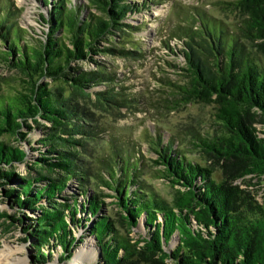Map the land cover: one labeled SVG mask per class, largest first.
Returning a JSON list of instances; mask_svg holds the SVG:
<instances>
[{
  "label": "trees",
  "instance_id": "trees-1",
  "mask_svg": "<svg viewBox=\"0 0 264 264\" xmlns=\"http://www.w3.org/2000/svg\"><path fill=\"white\" fill-rule=\"evenodd\" d=\"M39 1L47 10L39 14L41 35L19 24L12 0H0V69L8 72L0 73V203L12 211L0 209V232L19 228L35 264H48L58 247L59 262H68L83 241L74 233L80 228L94 240L97 264H264V206L246 179L264 177V0L233 2L240 13L234 29L200 16L179 26L182 47L170 51L185 66L168 108L214 104L222 134L190 133L196 161L185 142L176 147L175 136L150 140V178L174 189L170 201L142 175L136 143L110 132L74 97L93 93L111 109L138 110L140 100L98 57L143 56L137 43L126 49L101 42L137 29L125 19L147 3ZM77 62L97 66L82 71ZM33 128L40 136L29 155L19 143L31 145ZM105 198L114 216L104 211Z\"/></svg>",
  "mask_w": 264,
  "mask_h": 264
},
{
  "label": "rangeland",
  "instance_id": "rangeland-1",
  "mask_svg": "<svg viewBox=\"0 0 264 264\" xmlns=\"http://www.w3.org/2000/svg\"><path fill=\"white\" fill-rule=\"evenodd\" d=\"M14 6L19 9V24L27 30L35 31L41 35V23L39 14H47V10L42 7L39 0H12ZM73 3H81L87 5V0H71ZM142 4L147 3L143 11H138L128 15L125 23L130 24L137 29L123 34L116 33V38L111 42H101L105 46H124L131 49L134 43L139 45L142 57L124 58L120 56L112 57L110 55H102L98 57V61L107 66L110 72L116 73L119 80L118 84L125 87L127 95H134L140 100L137 109L121 108L111 109L95 101L93 93L86 98L74 96L81 105L88 106L94 116L102 125L108 126L110 132H115L122 137H130L136 143L145 162L142 175H147L151 188L161 195L164 199L170 201L173 196V188L163 179L150 178L152 175V166L150 159L155 158V154L151 149L150 140L161 134L166 142L175 136V144L185 142L186 151L192 154L190 156L193 161L199 159L200 155L191 147L189 140L193 137L190 133L198 132L200 135L222 134L221 121L215 116L216 106L197 102H189L177 109L168 108L171 106L170 100L177 97L174 84L181 83V72L179 67L185 66V61L181 56L174 55L170 50H178L182 47L181 41L176 33L179 26H185L190 20L199 21L202 17L220 20L225 23L226 28L234 29L240 21V13L233 4L236 0H133ZM91 9L90 11H94ZM125 29V28H124ZM126 31L127 28L125 29ZM249 42V41H247ZM249 44V43H248ZM76 65L82 71L94 70L96 63L77 62ZM177 65L178 67H174ZM0 73L8 74L5 69H0ZM50 82V80H48ZM53 86H60L62 83L50 82ZM66 87L67 94L69 90ZM103 86L94 87L91 91L99 90ZM29 123H31L29 121ZM261 128V125H257ZM31 140V145L27 143H19L29 155L32 153L30 147L36 146L35 139L40 136L36 128L27 135ZM1 139L15 145L14 139L9 135H3ZM17 172L26 175L27 171L24 165L15 166ZM214 177H219L216 170ZM247 181L251 185L248 190L255 196V200L264 206V177H249ZM243 187L245 185H242ZM75 185L70 183L69 193L75 192ZM100 190L106 192L107 189L100 187ZM112 199L105 198L106 206L104 211L114 216L116 209L111 205ZM0 209L8 210L5 203H0ZM138 231L141 229L137 228ZM142 231V230H141ZM76 237L84 236L82 243L73 250L71 259L64 264H97L98 249L94 244L91 235L84 234V230L80 228L74 231ZM134 237L137 232H131ZM23 234L19 228H11L9 232H0V250L8 248L13 252L14 259L24 260V264H35L32 262L31 255L33 251L29 247V241L23 242L21 239ZM82 249V250H81ZM60 247L52 253L51 261L48 264H62L58 260ZM82 251V252H81ZM93 251V252H92ZM93 254V257L91 255ZM77 255V256H76ZM76 256L77 262L73 261ZM1 264V261H0Z\"/></svg>",
  "mask_w": 264,
  "mask_h": 264
},
{
  "label": "bare ground",
  "instance_id": "bare-ground-1",
  "mask_svg": "<svg viewBox=\"0 0 264 264\" xmlns=\"http://www.w3.org/2000/svg\"><path fill=\"white\" fill-rule=\"evenodd\" d=\"M91 255L93 257V254L92 253H91ZM76 256L73 258V261H76L77 262ZM0 261H1V264H24L25 263L24 260H20L18 258L17 259H14L13 258V252H12V250H10L8 248H3V249L0 250Z\"/></svg>",
  "mask_w": 264,
  "mask_h": 264
}]
</instances>
